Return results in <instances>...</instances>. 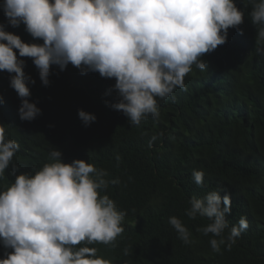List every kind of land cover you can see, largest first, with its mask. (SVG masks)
<instances>
[{"label": "trees", "instance_id": "obj_1", "mask_svg": "<svg viewBox=\"0 0 264 264\" xmlns=\"http://www.w3.org/2000/svg\"><path fill=\"white\" fill-rule=\"evenodd\" d=\"M234 2L243 22L228 29L224 44L200 57L205 70L192 65L183 89L156 98L158 118L149 114L139 125L111 107L118 98L114 78L82 74L69 63L63 71L52 65L44 86L32 59L14 49L35 81L28 83V99L41 113L31 121L19 118L21 98L10 86V74L0 71V126L6 140L19 144L0 176V190L17 174H34L56 148L62 162L81 159L106 170V180L119 181L100 194L126 213L124 231L110 244L88 245L110 264H264V54L257 51L264 42H258L260 25L251 19L254 0ZM0 24L26 43H43L22 22L9 25L2 8ZM78 109L93 113L95 121L85 126ZM199 170L201 185L193 178ZM221 189L231 197L229 227L222 235L226 238L241 217L248 227L230 249L220 245L216 252L210 240L220 238L199 231L210 221L189 219L185 212L192 197ZM172 216L191 233L189 243L169 224ZM11 251L0 242V259Z\"/></svg>", "mask_w": 264, "mask_h": 264}, {"label": "clouds", "instance_id": "obj_2", "mask_svg": "<svg viewBox=\"0 0 264 264\" xmlns=\"http://www.w3.org/2000/svg\"><path fill=\"white\" fill-rule=\"evenodd\" d=\"M0 8L9 25L22 22L34 39L43 41L26 43L0 24V71L10 74V86L21 98V120L35 119L41 109L28 99V83L35 81L26 76L18 56L32 59L44 86L50 83L52 65L63 71L69 63L82 74L93 71L114 78L118 98L111 107L135 125L149 114L158 118L156 98L183 89L192 65L205 70L200 57L224 44L228 29L237 28L244 17L234 0H3ZM251 19L260 25L258 42H264V0H254ZM257 51L264 54V48ZM78 117L85 126L96 119L83 109ZM18 148L16 141L5 139L0 126V176ZM61 156L54 148L50 162L34 174L15 175L0 190V242L12 249L0 264H110L88 245L110 244L124 231L126 213L100 194L119 181L106 180V170L84 160L65 163ZM203 176L202 170L193 172L197 185ZM221 191L192 197L185 212L189 219L210 221L199 231L220 238L210 240L216 252L220 245L230 249L248 227L241 217L226 238L222 235L229 227L231 197ZM169 224L179 239L190 242L191 233L179 218L169 217Z\"/></svg>", "mask_w": 264, "mask_h": 264}]
</instances>
